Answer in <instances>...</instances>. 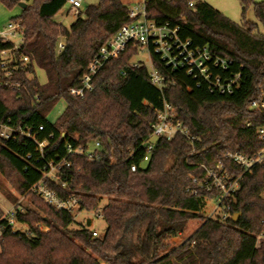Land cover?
Masks as SVG:
<instances>
[{
  "label": "trees",
  "instance_id": "16d2710c",
  "mask_svg": "<svg viewBox=\"0 0 264 264\" xmlns=\"http://www.w3.org/2000/svg\"><path fill=\"white\" fill-rule=\"evenodd\" d=\"M21 2L27 7L10 21L22 22V52L30 61L19 64L11 78L18 87L0 88V131L8 124L25 133L0 138V172L17 178L18 194L37 199L16 214L27 225L23 232L2 220L0 208V264H264V239L256 238L264 217V167L244 174L229 200L236 220L201 214L206 196L188 192L192 178L203 173L200 163L212 165L228 151L250 155L264 146L256 135L259 118L249 110L250 101L264 95V33L258 26L264 28V0H241L244 11L253 2L258 23H235L199 0H147L157 24L179 27L184 40L231 60L225 70L212 68V73L239 75L232 93H211L201 77L172 71L153 54L160 71L175 81L161 91L145 66H131L138 54L131 46L103 66L83 98L70 89L80 84L100 47L129 21V6L124 0H98L66 27L55 17L68 0H0L9 9ZM61 39L65 48L58 53ZM12 46L0 41V52ZM35 67L45 71V84ZM61 99L66 107L52 122L47 116ZM165 102L197 137L195 153L190 155L192 146L182 136L160 138L144 161L151 124ZM96 141L101 162L68 153V145L87 149ZM62 159L69 166L48 185L63 197L76 196L81 211L97 210L106 198L103 235L95 237L87 227L70 230L72 212L56 210L30 192L47 162ZM40 223L49 230H41Z\"/></svg>",
  "mask_w": 264,
  "mask_h": 264
},
{
  "label": "built area",
  "instance_id": "2783aa9c",
  "mask_svg": "<svg viewBox=\"0 0 264 264\" xmlns=\"http://www.w3.org/2000/svg\"><path fill=\"white\" fill-rule=\"evenodd\" d=\"M83 2L84 0H68L71 8L77 14L80 12ZM128 15L129 21L122 25L100 47L96 56L89 63L80 84L70 89L72 95L83 98L88 92L92 91L96 74L110 59L118 58L131 46L137 48L138 53L140 50H146L150 58V66L142 62L133 63L130 61L131 66L133 68L145 66L149 72L150 82L161 91L167 86L175 84V81L168 80L167 76L160 71L153 61V54L158 57L166 68L172 71L183 69L194 78L201 77L207 82L211 93H232L235 87L238 86L239 75L224 77L221 74L213 75L212 73V68L225 70L231 64V60L215 55L207 47L194 45L191 40H184L179 35V27H171L169 23L157 24L155 20L149 17L147 0H139L138 3L129 7ZM24 40L25 29L21 21H9L0 29V41L3 43L10 42L13 45L11 49L0 52V64L4 70V75L0 77V88H16L19 86L17 82L11 81V78L19 64L26 65L30 61L29 57L22 52ZM64 48L65 43L62 39L58 43L57 52L60 53ZM249 110L259 118L260 122L256 128V135L264 143V95L252 99ZM247 126L251 127L252 122H247ZM151 128V139L144 144L146 149L144 161L150 159L155 147L154 139L160 138L172 140L177 136H182L192 146L190 155L195 153L197 137L190 132L188 127L184 126L172 104L165 102L163 108L156 111ZM40 129H43V127H40ZM18 133L24 134L25 132L8 124L1 125L0 138L2 140H9ZM100 148V141H96L93 147L87 149L83 147L74 149L71 145H68V153L83 155L89 160L101 162L104 160V156L100 152ZM65 165L69 166L66 159L57 162L48 161L42 170V179L30 188V192L39 195L56 210L74 213V211L80 209L79 199L76 196L63 197L57 190L48 185L51 181L58 182L60 180L59 172L61 167ZM259 166L264 167V146L250 155L239 151H228L224 154L223 159L212 165L200 163V169L203 173L200 177L194 176L192 178V184L188 188V192L193 196H206V202L209 199L215 202V208L208 217L222 221L232 217L235 218L236 215L230 211L229 200L240 189L242 176L252 172L254 168ZM136 170L137 166L135 164L131 165V171L135 172ZM209 194H212V196L207 197ZM262 196L264 198V191ZM23 210L24 208L18 204L13 210L6 212L2 220L7 221L12 225L13 230L17 231L16 226L20 222L17 220L16 214ZM99 217L103 218L101 212ZM260 223L261 229L256 234L257 240L264 239V217ZM39 228L43 231L49 230L44 223H40ZM93 235L98 237L96 230H94Z\"/></svg>",
  "mask_w": 264,
  "mask_h": 264
},
{
  "label": "rangeland",
  "instance_id": "374dc122",
  "mask_svg": "<svg viewBox=\"0 0 264 264\" xmlns=\"http://www.w3.org/2000/svg\"><path fill=\"white\" fill-rule=\"evenodd\" d=\"M196 1V0H195ZM208 3L216 10L221 12L223 15L228 17L235 23L242 22H254L258 23L257 18L255 16L254 5L253 2H259L261 0H252L253 2L249 3L246 7V10H243V4L241 0H199ZM138 1L130 3L128 6L131 7ZM98 0H84L83 6L80 9V12H84L88 5L97 4ZM27 7V6H26ZM22 8L20 5L9 9L5 7L2 3H0V29L5 26L12 17H16L20 15ZM77 12L71 8V5L67 3L62 10L56 15L55 19L62 23L64 26L69 27L71 23L76 19ZM259 30L264 33V28L261 24L258 23ZM62 40V39H61ZM131 61L133 63L142 62L143 64L150 66V58L149 54L146 50H140L138 54H136ZM36 76L41 84H45L47 81V76L44 70L39 67H35ZM66 107V101L61 99L55 105V107L48 114V119L52 122L56 121L59 116L62 114ZM16 181L17 178L15 176L10 180L6 175L0 172V208L3 212L7 210H13L14 206L20 204L23 208L25 207H34L36 205L35 197L32 196H23L18 194L16 191ZM107 203L106 198H102L100 205L97 210L94 211H86V210H76L74 211L75 222L69 226L70 230L79 229L82 227H87L90 230H96L98 236L104 234L105 229L107 227L106 222L103 218L99 217V213L102 208ZM215 202L213 200H207L205 208L201 211V214L205 216H209V214L214 210ZM5 210V211H4ZM6 214V212H5ZM17 231H26L27 225L24 223H20L16 226ZM105 264V263H102Z\"/></svg>",
  "mask_w": 264,
  "mask_h": 264
},
{
  "label": "crops",
  "instance_id": "0c3cea01",
  "mask_svg": "<svg viewBox=\"0 0 264 264\" xmlns=\"http://www.w3.org/2000/svg\"><path fill=\"white\" fill-rule=\"evenodd\" d=\"M135 1H138V0H124V2L127 4V5H129L130 3H132V2H135ZM130 2V3H129ZM18 205V204H17ZM15 207V206H14ZM13 207V208H14ZM12 210V209H11ZM11 210H7V211H5V212H8V211H11Z\"/></svg>",
  "mask_w": 264,
  "mask_h": 264
},
{
  "label": "water",
  "instance_id": "95a60500",
  "mask_svg": "<svg viewBox=\"0 0 264 264\" xmlns=\"http://www.w3.org/2000/svg\"><path fill=\"white\" fill-rule=\"evenodd\" d=\"M19 5L22 6L23 8L26 7V3H23V2H21ZM237 218H238V215H236L234 219L236 220Z\"/></svg>",
  "mask_w": 264,
  "mask_h": 264
}]
</instances>
